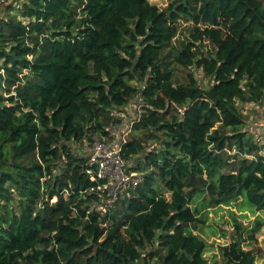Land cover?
<instances>
[{"label": "trees", "instance_id": "trees-1", "mask_svg": "<svg viewBox=\"0 0 264 264\" xmlns=\"http://www.w3.org/2000/svg\"><path fill=\"white\" fill-rule=\"evenodd\" d=\"M7 2L0 264H212L209 210L264 211V127L244 116L264 105V0ZM134 112L122 155L143 180L102 213L83 151ZM243 220L213 264H256L264 220Z\"/></svg>", "mask_w": 264, "mask_h": 264}, {"label": "built area", "instance_id": "built-area-1", "mask_svg": "<svg viewBox=\"0 0 264 264\" xmlns=\"http://www.w3.org/2000/svg\"><path fill=\"white\" fill-rule=\"evenodd\" d=\"M136 119H139L136 112L131 117L122 115L119 125L108 127L109 136L96 137L93 145L83 151L88 156L85 173L95 183L84 191L83 197L97 195L99 202L95 208L102 213L113 209L121 197L142 183V174L132 169L134 162L122 155V145L131 135Z\"/></svg>", "mask_w": 264, "mask_h": 264}, {"label": "rangeland", "instance_id": "rangeland-1", "mask_svg": "<svg viewBox=\"0 0 264 264\" xmlns=\"http://www.w3.org/2000/svg\"><path fill=\"white\" fill-rule=\"evenodd\" d=\"M12 0H10L11 2ZM7 2V3H10ZM149 2L153 5H157L160 9H163L166 7L168 0H149ZM3 4L2 8L6 5V3ZM185 24H183L180 28L179 36L178 38H185L187 35V31L183 30V27ZM178 44V40L174 41V45ZM176 80L181 82H186L188 73L190 71L185 70L181 67H176ZM197 79L201 80L205 86H207L209 80H207L201 71H195L194 72ZM244 116L246 119V123L248 125L249 131H257L256 138H260L261 136V129L264 127V105L262 106H253V105H247L244 109ZM259 129V130H258ZM152 144V143H150ZM237 204V203H234ZM236 205H232L231 207H220V208H212L209 210V222L206 227L203 229V237L206 239L208 243V251L206 252V258L211 261L213 264L215 261H220V246L225 244V241L220 237V234L222 230H228L229 225L228 221L230 220V213L234 212L237 214L238 217H240V220H243L241 218V215H248V218L246 220H243L246 222V224L249 222H253L256 218H260L264 220V211L261 213H251L246 212L241 214L239 210H237ZM252 208V207H251ZM247 249L255 248L258 249V251L262 252V255L258 257L256 264H264V228L262 231L258 234V242L254 246L251 244H246Z\"/></svg>", "mask_w": 264, "mask_h": 264}]
</instances>
